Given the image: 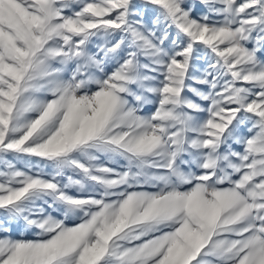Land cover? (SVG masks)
<instances>
[{
	"label": "snow or ice",
	"instance_id": "snow-or-ice-1",
	"mask_svg": "<svg viewBox=\"0 0 264 264\" xmlns=\"http://www.w3.org/2000/svg\"><path fill=\"white\" fill-rule=\"evenodd\" d=\"M0 264H264V0H0Z\"/></svg>",
	"mask_w": 264,
	"mask_h": 264
},
{
	"label": "rangeland",
	"instance_id": "rangeland-1",
	"mask_svg": "<svg viewBox=\"0 0 264 264\" xmlns=\"http://www.w3.org/2000/svg\"><path fill=\"white\" fill-rule=\"evenodd\" d=\"M238 2H239V0H238ZM146 111H147V109H146Z\"/></svg>",
	"mask_w": 264,
	"mask_h": 264
}]
</instances>
